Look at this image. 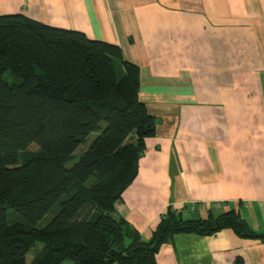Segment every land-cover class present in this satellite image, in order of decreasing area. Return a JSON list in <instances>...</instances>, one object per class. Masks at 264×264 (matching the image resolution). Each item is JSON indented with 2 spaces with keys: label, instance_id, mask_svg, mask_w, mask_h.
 Wrapping results in <instances>:
<instances>
[{
  "label": "crops",
  "instance_id": "crops-1",
  "mask_svg": "<svg viewBox=\"0 0 264 264\" xmlns=\"http://www.w3.org/2000/svg\"><path fill=\"white\" fill-rule=\"evenodd\" d=\"M18 13L116 44L139 69L155 132L115 217L144 240L167 208L185 219L234 210L264 233V0H0V15ZM156 262L264 264V242L178 233Z\"/></svg>",
  "mask_w": 264,
  "mask_h": 264
},
{
  "label": "trees",
  "instance_id": "trees-1",
  "mask_svg": "<svg viewBox=\"0 0 264 264\" xmlns=\"http://www.w3.org/2000/svg\"><path fill=\"white\" fill-rule=\"evenodd\" d=\"M138 88L118 45L0 15V264H157L175 234L225 228L264 242L234 210L185 219L167 208L148 240L113 215L155 132Z\"/></svg>",
  "mask_w": 264,
  "mask_h": 264
},
{
  "label": "rangeland",
  "instance_id": "rangeland-1",
  "mask_svg": "<svg viewBox=\"0 0 264 264\" xmlns=\"http://www.w3.org/2000/svg\"><path fill=\"white\" fill-rule=\"evenodd\" d=\"M5 78L8 82H12V81H16L18 82L19 79L18 78H14L12 76H10L9 74H5ZM103 126V124H102ZM99 132L98 131H95V132H92L88 135V137L86 138V141L85 143L83 144H80L76 150L74 151V155H75V158L73 160H70L66 163V166L69 167L71 166L74 161L78 158V156L81 154V152L89 145V143L93 140V138L98 134ZM33 250L30 251L28 254H27V260L29 261L33 255ZM71 263V262H70Z\"/></svg>",
  "mask_w": 264,
  "mask_h": 264
},
{
  "label": "built area",
  "instance_id": "built-area-1",
  "mask_svg": "<svg viewBox=\"0 0 264 264\" xmlns=\"http://www.w3.org/2000/svg\"><path fill=\"white\" fill-rule=\"evenodd\" d=\"M208 207H213V208H218L220 207V203L219 202H214V203H211L210 205H207ZM176 212H180V211H176Z\"/></svg>",
  "mask_w": 264,
  "mask_h": 264
}]
</instances>
